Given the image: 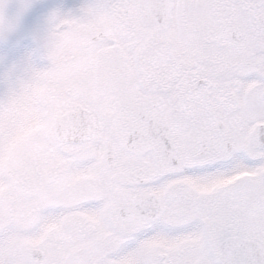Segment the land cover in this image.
Wrapping results in <instances>:
<instances>
[{
    "label": "snow or ice",
    "instance_id": "6c2138e0",
    "mask_svg": "<svg viewBox=\"0 0 264 264\" xmlns=\"http://www.w3.org/2000/svg\"><path fill=\"white\" fill-rule=\"evenodd\" d=\"M7 6L0 37L33 4ZM46 25V63L0 95V264H264V0H85ZM69 81L5 161L19 102Z\"/></svg>",
    "mask_w": 264,
    "mask_h": 264
},
{
    "label": "rangeland",
    "instance_id": "374dc122",
    "mask_svg": "<svg viewBox=\"0 0 264 264\" xmlns=\"http://www.w3.org/2000/svg\"><path fill=\"white\" fill-rule=\"evenodd\" d=\"M85 0H32L33 6L20 18L18 29L5 37H0V95H3L9 84L23 74L26 60L32 57L33 63L43 66L46 61L40 56L33 55L35 49L42 45V36L46 29V18L54 9L68 11L78 7ZM22 0H8L7 14L17 15ZM72 81L63 86L53 83L40 84L34 88L32 95L26 96L19 102L10 117L14 125L12 134L5 145L3 159L7 161L22 145L42 130L52 127V117L62 113V106H69L70 98H61L64 93L74 87ZM47 97L50 108L43 112L36 111L33 101ZM40 145H37L39 148ZM8 188L7 184L0 183V192Z\"/></svg>",
    "mask_w": 264,
    "mask_h": 264
},
{
    "label": "water",
    "instance_id": "95a60500",
    "mask_svg": "<svg viewBox=\"0 0 264 264\" xmlns=\"http://www.w3.org/2000/svg\"><path fill=\"white\" fill-rule=\"evenodd\" d=\"M58 116H60V115H56V116L54 117V119H53V125H54L55 120H56V118H57Z\"/></svg>",
    "mask_w": 264,
    "mask_h": 264
},
{
    "label": "flooded vegetation",
    "instance_id": "af4514ba",
    "mask_svg": "<svg viewBox=\"0 0 264 264\" xmlns=\"http://www.w3.org/2000/svg\"><path fill=\"white\" fill-rule=\"evenodd\" d=\"M63 113V112H62ZM56 114H58V113H56ZM59 114H61V113H59Z\"/></svg>",
    "mask_w": 264,
    "mask_h": 264
}]
</instances>
